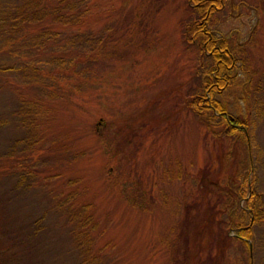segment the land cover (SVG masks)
<instances>
[{
  "label": "rangeland",
  "instance_id": "374dc122",
  "mask_svg": "<svg viewBox=\"0 0 264 264\" xmlns=\"http://www.w3.org/2000/svg\"><path fill=\"white\" fill-rule=\"evenodd\" d=\"M188 4L81 0L79 24L53 25L62 27L58 42L46 41L26 58L11 55L12 62L37 60L38 76L0 67V159L8 169L24 165L30 186L26 197L12 199L3 211L7 234L23 229L38 206H54L32 240L39 248L29 246L31 235L14 237L29 254L22 264H79L67 214L83 204L92 220L83 245L91 262L82 264H244L248 257L251 264H264V219L245 240L235 237L231 220L243 199L227 204L223 189L229 177L218 168L220 147L184 104L198 83V67L209 63L184 40L183 22L193 15ZM207 24L228 38L239 63L264 76V0H223ZM77 31L88 34L74 44L96 47L78 74L87 79L75 89L63 86V76L79 67L76 47L63 53L58 46ZM49 54L74 59L67 69L49 70ZM252 137V150L255 144L260 148L262 187L264 116ZM239 158L254 168L253 152L242 150ZM202 172L207 189L197 183ZM5 181L1 173L0 187ZM68 203L71 208L62 213Z\"/></svg>",
  "mask_w": 264,
  "mask_h": 264
},
{
  "label": "trees",
  "instance_id": "16d2710c",
  "mask_svg": "<svg viewBox=\"0 0 264 264\" xmlns=\"http://www.w3.org/2000/svg\"><path fill=\"white\" fill-rule=\"evenodd\" d=\"M188 1L191 2L188 7L193 15L183 22L184 40L188 44H194L201 56L209 59V63H203L198 67L201 68L196 73L198 83L184 100V104L204 126L205 133L210 134L220 147L217 154L218 168L224 169L226 177H229L226 189H223L227 204L230 206L231 202L235 204V200L243 199L242 205L238 207L236 219L231 220L232 224L236 225L234 235L245 240V237L251 236L253 224L264 219V186L261 187L259 183L258 171L260 148L254 143L255 150H252V144H249V140L253 138L252 133L256 122L264 116V76L239 63L233 55L228 38L225 35H217L208 26L211 12L220 7L223 0ZM80 3L81 0H0V67L31 71L34 76H38L41 68L33 64L37 60L26 63L12 62L11 55L22 53L26 58L29 54H34L39 47L45 46L46 41L58 42L59 38L64 37L60 32L62 27L54 28L53 25L69 27L79 24L84 13ZM83 32L71 33L58 46L63 53L72 49L71 46H75L74 55L78 61L75 63L79 66L76 68L74 65L73 75L63 76L66 80L63 86L75 85L77 89L84 82V78L87 79L86 75L78 74L82 68L90 65L88 61L95 56L96 45L92 46L91 43L86 42L74 44L77 36L86 35L87 37L88 33ZM98 43L97 47L105 49L104 40H98ZM52 48L53 46L49 47V49ZM23 50L26 51L23 52ZM104 56L106 57L107 54ZM63 57L60 54H49L44 59V66L49 70L54 65L58 66L57 68L67 69L74 56L71 54ZM71 76L74 77L71 78ZM1 125L3 127V123ZM221 147L224 148L223 151ZM242 150L253 152L255 158L253 169L248 163L249 159L247 163L237 162ZM225 161L231 164L225 166L222 164ZM0 165L3 166L1 173H4L6 179L5 184L0 187V198L3 199L0 202V264H22L21 260L29 254L25 252V244L15 241L14 237L25 240L31 235V241L36 239L38 237L36 234L40 233L43 225L46 224L45 220L48 216L46 213L54 206L47 207L45 210H41L38 206L30 214L29 221L23 224V229L15 228L13 235L7 234L5 228H8L6 225L8 219L3 211L11 205L12 199L26 197L30 186L27 184L28 178L24 176L28 175L24 165H19L21 166L19 168L15 165L13 169H8L9 165L4 158L0 159ZM206 175L202 172L197 179V183L203 185L204 189L209 186L204 185ZM69 208H71L70 203L65 204L63 210L58 207L62 213H66ZM233 218L231 214L230 219ZM67 220L70 222L68 232L74 237L75 248H79V254L82 255L78 263L91 262V256L83 248L84 238L89 231L86 224L92 220L91 209L83 204L72 212L69 211ZM30 245L39 248L37 243L34 246L33 241L29 243ZM35 248L32 252L37 250ZM37 256L35 252L33 257ZM54 259L55 263L57 258ZM244 264H251L250 257Z\"/></svg>",
  "mask_w": 264,
  "mask_h": 264
}]
</instances>
